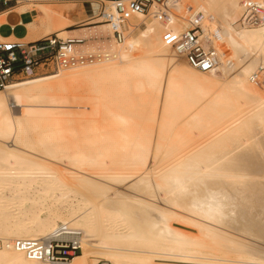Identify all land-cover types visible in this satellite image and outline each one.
Returning <instances> with one entry per match:
<instances>
[{"label": "bare ground", "instance_id": "bare-ground-1", "mask_svg": "<svg viewBox=\"0 0 264 264\" xmlns=\"http://www.w3.org/2000/svg\"><path fill=\"white\" fill-rule=\"evenodd\" d=\"M182 1L212 16L232 61L220 65L222 77L176 60L161 42L164 26L138 15L145 27L116 47L117 60L0 90V237L44 239L60 223L79 229L81 252L65 264L95 255L112 264H264L256 243L264 222L250 227L245 211L250 199L264 210V94L249 78L264 67V26L239 27L238 0ZM38 7L41 28L29 25L30 34L49 30ZM133 45L163 54L133 56ZM73 84L93 100L72 107L64 94ZM242 106L252 109L232 120ZM250 139L260 166L237 159ZM0 264L49 263L0 248Z\"/></svg>", "mask_w": 264, "mask_h": 264}, {"label": "built area", "instance_id": "built-area-1", "mask_svg": "<svg viewBox=\"0 0 264 264\" xmlns=\"http://www.w3.org/2000/svg\"><path fill=\"white\" fill-rule=\"evenodd\" d=\"M10 1L0 0V14L11 8ZM99 1L97 19L81 24H107L111 34L105 37L111 36L118 45L145 26L143 20L138 21V15H144L164 26L162 44L170 47L191 68L217 72L223 62L232 65L228 57L221 55L219 34L211 24L212 16L195 5L182 0H114L109 6ZM238 3L241 7L239 27L264 26V0H238ZM85 41L79 37L63 39L56 32L35 39L0 37V90L26 78L118 59L115 52L101 44L88 49ZM249 78L255 86L264 89L263 66L257 67ZM82 238L81 230L60 223L44 239L0 237V248L22 252L27 259L36 262L65 264L81 252Z\"/></svg>", "mask_w": 264, "mask_h": 264}, {"label": "rangeland", "instance_id": "rangeland-1", "mask_svg": "<svg viewBox=\"0 0 264 264\" xmlns=\"http://www.w3.org/2000/svg\"><path fill=\"white\" fill-rule=\"evenodd\" d=\"M34 2H39V3H43L44 1H37V0H33ZM76 2V3H79L81 6H82V8H83V10H84V12L86 13V14H92V16L94 17L93 18V20L94 19H97L95 16H96V14H97V12H98V8H99V6H100V1L99 0H49L48 2ZM102 2H104V3H106L105 2V0H101ZM186 2H189V1H187V0H185ZM92 2H94V3H96L97 4V9H96V11L94 12L93 10L91 11L90 9H92V6H91V3ZM107 5H109V6H111V5H113V4H111L110 5V3L108 4V3H106ZM41 6V5H40ZM26 7H28V6H26ZM39 8V7H38ZM40 9V8H39ZM24 19H26V17H24ZM14 20H17V17H15L14 18ZM145 20H147V21H149L150 20V18H146ZM84 21H87V20H84ZM137 21V20H136ZM144 21V20H143ZM81 23H84L83 21H81V22H78V23H76V24H73V25H71V26H68V27H66V29H73V28H82V27H88V26H93V23L94 22H91V23H88V24H81ZM78 24H80V25H78ZM105 24V23H104ZM145 26H142V27H140L136 32H134L133 34L134 35H137V34H139V32H140V29L142 30L143 28H144ZM104 28V27H103ZM49 29V28H48ZM108 30V29H107ZM8 31H9V29H8ZM49 31H50V29L49 30H47V31H43L40 35H43V34H46V33H49ZM91 32L90 33H88V36L87 37H85L86 38V47L88 48V49H94L95 47H97L98 45H102L103 47H105L107 50H110V51H112V52H114L115 50H116V47H118L119 45L118 44H116L115 43V41H114V39L111 37V36H106L105 37V34L103 33V32H101V31H99L97 28L96 29H91L90 30ZM109 31V34L108 35H110L111 33H110V30H108ZM24 32H25V29L23 28V27H17L16 29H14L13 30V33L14 34H16V35H18V36H20V35H22V34H24ZM59 33V32H58ZM60 36H62V35H60ZM63 36H65L66 37V34L64 33L63 34ZM83 36V34L81 33L80 35H79V37H82ZM100 36H104L102 39H99V37ZM38 37V36H37ZM93 40H96L97 42L95 43V44H93ZM127 40V39H126ZM127 41H129V39L127 40ZM127 41H124V43L125 42H127ZM93 44V45H89V44ZM134 47H136L135 45H133L132 46V48H134ZM133 51H131V53L133 54V56H139V55H143V54H155V55H157V54H160V53H162L161 51H160V53H158V47H156V46H151V47H149V48H134V49H132ZM138 51V52H137ZM173 50L171 49V53L174 55V58L176 59V60H183V61H185L182 57H179V56H177L176 55V53L173 51ZM116 52V51H115ZM138 53V54H137ZM157 53V54H156ZM163 54V53H162ZM161 54V55H162ZM159 56V55H158ZM166 61V60H165ZM81 68H83V67H80V68H77V69H81ZM77 69H74V68H72V69H64L62 72V74L61 75H63V74H66V73H69V72H71V71H73V70H77ZM61 72V71H60ZM59 74V75H60ZM218 75V76H217ZM215 76H217V77H222V73H221V71H217L216 72V74H215ZM34 78V77H33ZM73 88H77V89H72L71 87H67L68 89H66V93L67 94H64V95H66L67 97L69 96L70 98H68V102L71 104V106L73 107V106H79L80 104L81 105H83L84 104V102L85 101H87L89 98H91V99H89V100H93V98H94V95H92V94H90L87 90H88V87L86 86L85 87V85L83 84V85H81V84H73V85H71ZM77 86V87H76ZM255 86V85H254ZM81 87V88H80ZM258 90H260V92L261 93H263L264 94V89H262V88H260V87H257V86H255ZM85 90H84V89ZM87 88V89H86ZM81 89V90H80ZM67 90H69V91H67ZM82 90H84V91H86L85 93H84V91L82 92ZM79 91V92H78ZM64 92V93H65ZM83 93V94H82ZM80 94V95H79ZM88 94V95H87ZM73 95V96H72ZM91 95V96H90ZM77 96V97H76ZM87 96H89V98L87 97ZM88 99H87V98ZM71 100V101H70ZM72 102V103H71ZM79 104V105H78ZM67 105H68V103H67ZM248 106V105H247ZM72 107H69L70 108V110H71V108ZM243 107V106H242ZM248 107H250V106H248ZM246 108V106H245V108L246 109H248V110H246L245 109V111L247 112V111H249L250 109H252V108ZM69 108H68V110H69ZM67 109V108H66ZM240 110H238L237 112L238 113H233V114H235L236 116L232 119V120H234L235 118H238L239 117V115L241 116L243 113H242V111L244 112V107L241 109V108H239ZM72 110H75V108H73ZM71 110V111H72ZM240 111H241V113H240ZM246 112H244V114L246 113ZM231 116V115H230ZM231 117H233V115L231 116ZM227 120H231L230 119V117L229 118H226ZM231 122V121H230ZM201 140L202 139H200V140H197V141H195V145H196V143L197 144H199V143H201ZM250 145H249V144ZM247 144H248V146H247V149L245 150L246 152H245V155L243 156L244 157V159L247 157V155L249 156V160L250 161H248V159L246 158L245 160L244 159H241V157H239V155H238V157H237V159L238 160H240V161H243V162H245L246 161V164H249L248 162H250V165H253V164H255V162L257 163H260V164H257L258 166H260V165H262L261 164V162H263L262 160H261V157H259V160L258 161H254V160H256V158L258 159V156H257V154H255V152H254V150L252 151V149H254V143H253V141H252V139H250L248 142H247ZM253 144V145H252ZM192 145L194 146V144L192 143ZM190 146V147H193V146ZM253 146V147H252ZM187 147V146H186ZM251 147V149H249ZM230 150V149H229ZM237 152V154L241 151L240 150V148H236L235 149ZM235 150H233V151H235ZM248 150V151H247ZM250 150V151H249ZM233 151H232V153H233ZM254 152V153H252V152ZM235 153V154H236ZM247 153H252L253 154V158H252V156H251V154L249 155V154H247ZM254 154H255V157H254ZM251 156V157H250ZM242 157V158H243ZM252 160H253V163H251L252 162ZM248 161V162H247ZM256 164H255V166H257ZM56 166H59V165H56ZM254 166V165H253ZM60 167V166H59ZM111 168V167H110ZM116 168V167H115ZM112 170H114V168H111ZM110 169V170H111ZM93 171H95V170H93ZM101 177V176H100ZM262 178H264V176L262 177ZM100 179H103V177H101ZM99 179V180H100ZM106 179V178H105ZM101 182L103 181V183H107V185L108 186H110V187H113V188H115V189H118V190H120V191H122V192H128V193H130L129 191H125L124 190V188H122V187H124V185L123 184H125L124 182L123 183H120V182H116L115 183V181H114V183L115 184H113L112 185V183H113V181L111 182L110 181V179H106V180H100ZM104 181H106V182H104ZM107 181H109V182H107ZM109 183H111V184H109ZM119 184L121 185V186H119ZM115 185H117L118 187H116ZM120 187V188H119ZM107 188H109V187H107ZM112 188V189H113ZM250 190V189H249ZM248 192V190L246 191V194H248L247 193ZM104 196V195H103ZM87 198H90L93 202H94V199H92V197L91 196H88ZM96 200V199H95ZM249 200V199H248ZM248 200H246V201H248ZM97 201V200H96ZM251 201V202H250ZM250 201H248V202H250V203H246V204H248V206H246L247 208H245V211H247L246 213H247V216H248V219H250V222H251V224H250V222H248L249 223V226L251 227H254L255 225H257V224H259V222L261 221H263L264 222V210H259L260 209V207L258 206V203L256 202V201H254L253 203H252V201H253V199H250ZM123 203H126V205H128L129 203H127V202H125V201H122ZM256 205H255V204ZM250 205V206H249ZM254 205V206H253ZM129 206H132L133 208L135 207L134 205H130L129 204ZM248 208H250V209H248ZM143 208H141V210H142ZM247 209V210H246ZM251 212V213H250ZM256 213V214H255ZM253 214V215H252ZM260 214V216H259V218H257V216ZM250 216V217H249ZM261 217H262V220H260L261 219ZM258 220V221H257ZM254 224V225H253ZM244 228V227H243ZM247 228H248V226H247ZM242 231H241V233L243 232V229H241ZM245 231V230H244ZM240 233V234H241ZM244 236H246V235H244ZM258 242H260V243H258ZM264 242V236H263V238H261V239H258L257 241H256V243L258 244V245H260V246H262V247H264V244H262ZM80 253V252H79ZM88 261H87V264H112V262H110V261H107V260H105L103 257H101V255H95V256H90V257H88V259H87ZM154 262L157 264V263H160V264H198V263H182V262H174V261H166L165 259H155L154 260Z\"/></svg>", "mask_w": 264, "mask_h": 264}, {"label": "crops", "instance_id": "crops-1", "mask_svg": "<svg viewBox=\"0 0 264 264\" xmlns=\"http://www.w3.org/2000/svg\"><path fill=\"white\" fill-rule=\"evenodd\" d=\"M41 1V0H40ZM43 3L34 2L33 0H11L8 5L11 7L9 10L4 11L0 14V37L14 36L16 38L27 37L34 39L42 36L39 31H34L30 34L29 25H33L36 29L41 28V21L39 20V9L38 6L41 5V10L45 16L46 23L50 29L49 33L64 31L66 37H79L82 33L83 36L79 37L86 39L91 29H98L105 35L109 34V31L103 28L104 23H99L93 26L66 29V27L76 24L78 22L87 20V22L94 21L92 14H86L79 3L76 2H48L49 0H42ZM59 1V0H58ZM23 6H28L29 9L18 10ZM94 12L97 9V4L91 3ZM17 17V20L14 18ZM26 17V19H24ZM3 19V20H2ZM40 25V26H39ZM17 27H23L25 29L24 34L18 36L13 33V30ZM9 29V31H8ZM42 31V30H41ZM47 34V33H46ZM58 34V33H57ZM44 35V34H43ZM60 36V35H59ZM97 41L93 40V44ZM89 44V45H93ZM87 46V45H86Z\"/></svg>", "mask_w": 264, "mask_h": 264}, {"label": "trees", "instance_id": "trees-1", "mask_svg": "<svg viewBox=\"0 0 264 264\" xmlns=\"http://www.w3.org/2000/svg\"><path fill=\"white\" fill-rule=\"evenodd\" d=\"M79 254V252L76 253V255Z\"/></svg>", "mask_w": 264, "mask_h": 264}]
</instances>
